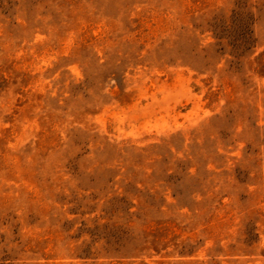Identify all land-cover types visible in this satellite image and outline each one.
<instances>
[{
  "label": "rangeland",
  "instance_id": "obj_1",
  "mask_svg": "<svg viewBox=\"0 0 264 264\" xmlns=\"http://www.w3.org/2000/svg\"><path fill=\"white\" fill-rule=\"evenodd\" d=\"M0 264H264V0H0Z\"/></svg>",
  "mask_w": 264,
  "mask_h": 264
}]
</instances>
